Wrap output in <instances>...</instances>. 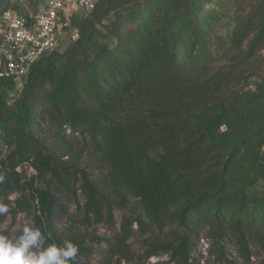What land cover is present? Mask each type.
Instances as JSON below:
<instances>
[{"label": "trees", "instance_id": "16d2710c", "mask_svg": "<svg viewBox=\"0 0 264 264\" xmlns=\"http://www.w3.org/2000/svg\"><path fill=\"white\" fill-rule=\"evenodd\" d=\"M212 2L98 0L73 18L79 39L43 55L21 89L0 79V196L20 194L17 210L33 206L44 234L42 220L53 233L72 203L96 223L129 208L108 247L127 263L134 224L151 255L189 264L208 231L248 263L264 244V96L241 86L239 66L196 57L218 20ZM16 8L0 0V17ZM256 16L235 21L238 56L253 36L244 63L264 47V7Z\"/></svg>", "mask_w": 264, "mask_h": 264}, {"label": "rangeland", "instance_id": "374dc122", "mask_svg": "<svg viewBox=\"0 0 264 264\" xmlns=\"http://www.w3.org/2000/svg\"><path fill=\"white\" fill-rule=\"evenodd\" d=\"M46 0H10L11 5L16 6L23 15L40 11ZM264 7V0H213L207 10L218 17L217 23L212 28L205 46L195 55L202 62L211 65L214 69L229 71L233 67L243 72L241 86L254 93L256 96H264V47L257 54L244 63L247 49L253 36L245 40L243 44V55L238 56L233 48L232 38L236 28V19L244 23L257 17L256 14ZM14 10V9H13ZM110 17L107 21H111ZM244 148L242 147L240 151ZM7 156L6 149H0V159ZM90 159L85 156L83 166L92 169ZM26 177L31 181L36 175L33 167L26 166ZM255 192L264 196V182L255 186ZM20 194H12L8 198L0 196V204L9 207V212L0 216V234L15 239L24 227H35L41 230L40 219L37 218L33 206L26 211L17 210L16 199ZM68 216L54 224L53 233L46 227L44 219L45 235L52 233L47 240L46 246L50 244L62 245L65 241L75 239L79 245L78 264H182L178 257L171 254L151 255V249L147 239L150 235H143L137 224L132 226L134 234L130 239L133 258L130 263L109 256V243L113 241L116 234L121 231L125 217H129V208H116L112 223H96L85 220L84 213L72 203L68 207ZM219 248L218 241L208 231H204L202 238L196 244L189 264H245L243 252L235 242L223 244ZM246 264H264V244H253L251 246V258Z\"/></svg>", "mask_w": 264, "mask_h": 264}, {"label": "built area", "instance_id": "2783aa9c", "mask_svg": "<svg viewBox=\"0 0 264 264\" xmlns=\"http://www.w3.org/2000/svg\"><path fill=\"white\" fill-rule=\"evenodd\" d=\"M98 0H46L28 16L9 9L0 17V79H14L21 89L32 66L58 50L66 39L80 37L73 18L88 16Z\"/></svg>", "mask_w": 264, "mask_h": 264}, {"label": "clouds", "instance_id": "9594fccd", "mask_svg": "<svg viewBox=\"0 0 264 264\" xmlns=\"http://www.w3.org/2000/svg\"><path fill=\"white\" fill-rule=\"evenodd\" d=\"M3 177L0 176V181ZM9 207L0 204V216L7 214ZM52 233L45 235L39 228L26 226L15 239L0 234V264H74L79 248L72 241L62 245H47Z\"/></svg>", "mask_w": 264, "mask_h": 264}, {"label": "water", "instance_id": "95a60500", "mask_svg": "<svg viewBox=\"0 0 264 264\" xmlns=\"http://www.w3.org/2000/svg\"><path fill=\"white\" fill-rule=\"evenodd\" d=\"M222 130H223V131H225V130H226V127H225V126H223V127H222Z\"/></svg>", "mask_w": 264, "mask_h": 264}]
</instances>
